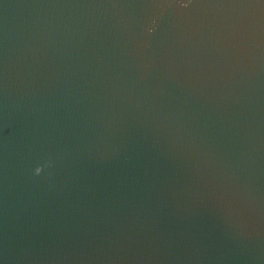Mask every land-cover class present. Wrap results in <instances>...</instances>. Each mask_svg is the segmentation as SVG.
<instances>
[{
	"label": "water",
	"instance_id": "water-1",
	"mask_svg": "<svg viewBox=\"0 0 264 264\" xmlns=\"http://www.w3.org/2000/svg\"><path fill=\"white\" fill-rule=\"evenodd\" d=\"M0 264H264V0H0Z\"/></svg>",
	"mask_w": 264,
	"mask_h": 264
}]
</instances>
